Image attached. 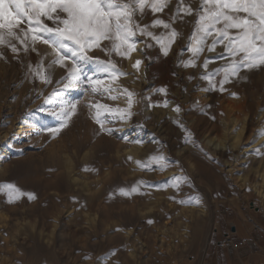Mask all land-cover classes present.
<instances>
[{
    "label": "rangeland",
    "instance_id": "obj_1",
    "mask_svg": "<svg viewBox=\"0 0 264 264\" xmlns=\"http://www.w3.org/2000/svg\"><path fill=\"white\" fill-rule=\"evenodd\" d=\"M165 2L159 12L137 8L133 21L148 25L159 41L137 30L132 49L119 54L102 41L87 51L93 60L79 64L95 72L82 73L69 88L71 58L53 65L56 51L48 56L43 46L49 45L33 42L31 34L24 43L14 37L0 43V258L8 264L27 258L40 264H222L220 251L217 263L210 258L220 247L215 231L222 222L229 232L237 229L231 237L240 252H254L252 237L263 245L264 202L252 186L264 168V143L256 138L264 127V65L235 75L217 72L227 66L218 56L223 45L208 51L209 36L198 55L189 51L201 0ZM155 20L169 28L153 26ZM28 27L24 20L14 31L23 37L20 29ZM173 29L177 35L170 40ZM90 74L100 83L88 81ZM242 102L252 113L241 112L231 125V113H237H229L227 104ZM70 103L76 108L64 123L54 113ZM132 117L156 142L139 158L124 135ZM235 132L243 140L233 149ZM134 178L141 180L137 198L129 186ZM251 227L258 229L249 239ZM232 264H264V252L233 257Z\"/></svg>",
    "mask_w": 264,
    "mask_h": 264
},
{
    "label": "snow or ice",
    "instance_id": "obj_2",
    "mask_svg": "<svg viewBox=\"0 0 264 264\" xmlns=\"http://www.w3.org/2000/svg\"><path fill=\"white\" fill-rule=\"evenodd\" d=\"M146 6H150L152 12H159L166 6V2L152 0L148 5L147 0H0V30L7 29L6 32L0 31V43L5 42L6 37H14L24 43L31 34L33 42L42 41L56 51L53 64L63 63L71 58L73 67L68 73V83L64 84L65 88H69L73 82L80 83L82 69L79 64L93 60L87 55L88 49L99 46L102 41L111 42L112 48L109 51L115 50L118 54L121 48L132 49L131 40L136 36L137 30L141 35L152 36L159 41V38L148 31V25L141 26L133 22L137 8L143 13ZM195 11L198 17L197 28L193 33L196 42L195 46L189 47L194 55L203 51L205 41L211 36L208 51H214L217 43L224 47V52L218 56L226 60L227 66L217 69V72L235 75L240 68L251 69L264 65V0H201L200 7ZM184 12L191 14L193 9L187 7ZM42 18L62 27H49ZM24 20H27L29 27L26 30L20 29L23 33L21 37L14 29ZM159 24L169 28V24L163 20L153 22V26ZM176 35L173 29L169 39ZM162 47L167 55V45L162 44ZM12 51L17 52L18 49L12 46ZM228 57L231 59L228 60ZM95 63L103 66L98 60ZM208 63L206 58L205 68ZM87 80L100 83L93 81L92 77H87ZM45 82L48 80L45 79ZM220 83L222 85L224 80ZM130 105L131 98L129 107ZM104 107L99 105V108ZM75 108L76 105L70 103L60 107L59 112L54 114L64 117L66 123V118L72 115ZM57 131L58 129H49L52 134ZM161 159L164 158L160 157L158 161Z\"/></svg>",
    "mask_w": 264,
    "mask_h": 264
},
{
    "label": "bare ground",
    "instance_id": "obj_3",
    "mask_svg": "<svg viewBox=\"0 0 264 264\" xmlns=\"http://www.w3.org/2000/svg\"><path fill=\"white\" fill-rule=\"evenodd\" d=\"M38 47V46H37ZM43 49H44V52H46L47 54H48V56H54L55 55V51H54V49L52 48V47H50V46H43ZM41 50V49H40ZM39 51V50H38ZM141 53V52H140ZM52 58V57H51ZM50 58V59H51ZM81 64V63H80ZM54 65V64H53ZM54 67V66H53ZM80 67V66H79ZM81 69H82V73H88V72H95V70L93 69V70H88V71H86V68L87 67H84L83 65H82V67H80ZM81 73V74H82ZM91 73V74H92ZM88 75L89 77L91 76H94V75ZM29 84V83H28ZM40 85H42V83L40 84ZM39 89H40V86H39ZM115 89V88H114ZM32 91V90H31ZM38 91V90H37ZM116 91V90H115ZM235 92V91H234ZM226 102V101H225ZM224 106V105H223ZM246 105H245V103L244 102H242L241 104H238V105H234V104H230V103H228L227 104V110H228V112L230 113V112H235V113H237V114H232L231 113V119H230V122H228V123H231V125H234V124H236L237 123V121H238V119H239V117H240V115H241V112H243L244 113V116H248L249 117V115H251V111L250 110H248L246 107H245ZM260 107V106H259ZM172 108V107H171ZM20 109V108H19ZM170 109V108H169ZM172 110V109H171ZM246 111H248V113L246 112ZM260 111V110H259ZM262 111V110H261ZM260 111V113H259V120H260V123L261 122H263L264 121V112H261ZM17 112V111H16ZM159 117V116H158ZM244 118V117H243ZM13 120H14V118H13ZM134 119H133V117H132V119H129L128 120V123H125L124 124V127H125V129H124V132H126L124 135L126 136L125 138L126 139H128L130 142H132L133 143V146H131L132 147V149L130 148V150L132 151V153H133V155L135 156V158H139V157H142L147 151H150L151 149H153L154 148V144L156 143H154V136L152 135L153 133L151 132V131H142L141 129H140V126L138 125V123H136V122H134L133 121ZM23 122V121H22ZM18 123H20V122H18ZM24 123V122H23ZM11 124V123H10ZM15 125V124H14ZM13 125V126H14ZM139 127H138V126ZM229 125V124H228ZM264 126V125H263ZM9 127V126H8ZM27 127V126H26ZM123 127V126H122ZM123 127V128H124ZM157 127V126H156ZM11 128V127H10ZM9 128V129H10ZM229 128V126H227V129ZM244 128V127H243ZM246 128H247V126H245V129H243V131H247L246 130ZM253 128V127H252ZM16 129V128H15ZM28 129V128H27ZM218 129V128H217ZM17 131V133L19 132V134H21V133H23V130H22V126H18L17 127V129H16ZM22 130V131H21ZM29 130V129H28ZM158 130L159 131H161V132H163L162 130H161V126L160 127H158ZM226 130V129H225ZM262 130H263V132H260V130H259V132L256 134V138H257V141H261V140H263L262 142H260V145L262 144V143H264V127H262ZM229 131V130H228ZM244 133V132H243ZM242 134V133H241ZM241 134L239 133V132H235V134L231 137V143H230V146H231V148H233V149H236L238 146H239V144L241 143V141L243 140V138H241ZM7 135H8V132H5L4 134H3V137L4 138H6L7 137ZM211 136V135H210ZM253 136V135H252ZM217 137V136H216ZM222 137V136H221ZM215 141V140H214ZM106 142V141H105ZM207 142L208 143H211V138H209V139H207ZM221 142V141H220ZM132 143H130V144H132ZM223 143V142H222ZM219 144V142H217L216 144H215V147L216 146H218V145H222L223 146V144ZM83 144V143H82ZM105 144V143H104ZM85 145V144H84ZM229 147V146H228ZM82 148V147H81ZM261 148V147H260ZM253 149V148H252ZM80 150V149H79ZM100 150V149H99ZM129 150V151H130ZM249 150V149H248ZM251 150V149H250ZM225 151V150H224ZM244 152V151H243ZM246 152V151H245ZM247 152H249V151H247ZM249 155V154H248ZM2 156V155H1ZM133 157V156H132ZM248 157V156H247ZM251 157V156H250ZM262 157V156H261ZM242 159V158H241ZM1 160V159H0ZM134 160V159H133ZM167 160V159H166ZM165 160V161H166ZM237 162V161H236ZM135 164H137V165H142V164H140V162L138 161H136L135 162ZM163 166L165 165V166H167V163H161ZM161 164H158V166L160 167L161 166ZM1 165V164H0ZM3 165V164H2ZM128 168V167H127ZM69 169V168H68ZM128 169H130V168H128ZM138 169V168H137ZM140 169V168H139ZM169 169V167L167 166V168H166V174L167 175H170L171 174V172L172 171H169L168 170ZM126 173H128V174H133L130 170L128 171L127 169H126V171H125ZM127 174V175H128ZM139 174V173H138ZM233 175V174H232ZM258 177H259V182H257V183H255V184H253V188H254V191H255V193L262 199V201L264 202V168H263V170H262V172H258ZM59 179V178H58ZM75 179V178H74ZM73 180V179H72ZM63 181V180H62ZM77 181V180H76ZM169 182H170V179L168 180ZM49 183H50V181H48ZM61 182V181H60ZM64 182V181H63ZM62 182V183H63ZM73 182H75V180H73ZM52 183V182H51ZM141 183V180L139 179V178H134L133 180H131V182L129 183V186L132 188H130L131 190H132V193H133V196H135L136 198L138 197V186H139V184ZM143 183V182H142ZM242 184V183H241ZM46 185H48V184H46ZM61 185H63V184H61ZM64 185H65V183H64ZM83 185V184H82ZM172 185V184H171ZM170 185V186H171ZM83 186H85V185H83ZM82 188V187H81ZM84 189H86V187L84 188ZM133 189H135V190H133ZM137 192V193H136ZM131 194V193H130ZM142 197V196H141ZM133 198V197H132ZM139 198H140V196H139ZM136 200V199H135ZM139 200V199H138ZM132 202H135L134 201V199L133 200H131ZM120 205V204H119ZM134 205V204H133ZM129 206H131V205H129ZM120 207V206H119ZM132 207V206H131ZM128 208V207H127ZM131 210V209H130ZM130 210H129V212H130ZM122 211V210H121ZM120 211V212H121ZM132 211V210H131ZM135 211V210H134ZM131 213V212H130ZM129 213V214H130ZM122 216V214H119V216ZM131 215V214H130ZM202 221H204V219L202 220ZM129 222V221H128ZM40 261V260H39ZM8 261L5 259V257H1L0 258V264H8L7 263ZM22 262L24 263V264H40V262H38V261H36V260H31L30 258H27V259H23L22 260ZM41 262H45V260H41Z\"/></svg>",
    "mask_w": 264,
    "mask_h": 264
},
{
    "label": "crops",
    "instance_id": "obj_4",
    "mask_svg": "<svg viewBox=\"0 0 264 264\" xmlns=\"http://www.w3.org/2000/svg\"><path fill=\"white\" fill-rule=\"evenodd\" d=\"M220 220L221 221H225V223L228 224L227 217L223 213L220 216ZM261 228H262V230H264L263 227H261ZM230 229H231V232L228 231V229L224 225V222H222V224L219 225L218 232H217V230L215 231L216 243L219 240H221L226 234H228L230 236V241L225 246L219 247V249L213 248L212 253L210 255V258H212L213 263H217V261H216V257H217L216 252L217 251H220L219 258H220V261H222V264H232V258L233 257L237 258L238 260L241 261L244 258V254L252 255L254 252L258 253V254H259V252H264V243H263L262 246L258 245L257 242L255 240H253V237H252V242H253L254 252H252L250 249H249V251L247 253H246V251H245V253L244 252H240L236 248V246L233 244L232 237H231L232 234H236V233L238 234L237 229L235 227H233V226H231ZM254 229H258V227H251L250 230L247 232V234L249 235V239H251L250 238L251 232ZM258 242H261V240H258Z\"/></svg>",
    "mask_w": 264,
    "mask_h": 264
},
{
    "label": "built area",
    "instance_id": "obj_5",
    "mask_svg": "<svg viewBox=\"0 0 264 264\" xmlns=\"http://www.w3.org/2000/svg\"><path fill=\"white\" fill-rule=\"evenodd\" d=\"M230 241V236L226 234L221 240L217 242V245L220 247L225 246ZM245 241V239H242V243Z\"/></svg>",
    "mask_w": 264,
    "mask_h": 264
}]
</instances>
